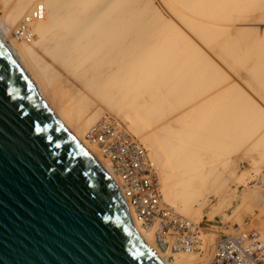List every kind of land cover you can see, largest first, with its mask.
<instances>
[{"label": "bare ground", "instance_id": "obj_1", "mask_svg": "<svg viewBox=\"0 0 264 264\" xmlns=\"http://www.w3.org/2000/svg\"><path fill=\"white\" fill-rule=\"evenodd\" d=\"M11 1L0 11V38L53 118L114 183L109 161L87 135L106 121L128 134L157 181L159 204L193 225L198 248L161 250L155 229L143 228L126 207L134 232L162 264H206L222 237L217 241V226L201 227L204 218L237 216L241 224L239 208L227 211L250 174L235 176V169L262 171L264 181V0H165L167 15L153 0ZM20 26H29L23 36L15 35ZM234 131L249 134L236 168L225 156L236 154ZM232 177L225 198L219 189ZM212 194L220 204H208ZM254 226L264 241V219Z\"/></svg>", "mask_w": 264, "mask_h": 264}, {"label": "water", "instance_id": "obj_2", "mask_svg": "<svg viewBox=\"0 0 264 264\" xmlns=\"http://www.w3.org/2000/svg\"><path fill=\"white\" fill-rule=\"evenodd\" d=\"M0 264H162L1 38Z\"/></svg>", "mask_w": 264, "mask_h": 264}, {"label": "built area", "instance_id": "obj_3", "mask_svg": "<svg viewBox=\"0 0 264 264\" xmlns=\"http://www.w3.org/2000/svg\"><path fill=\"white\" fill-rule=\"evenodd\" d=\"M27 25V23H25ZM29 26H20L15 35L23 36ZM87 139L96 145L110 163L118 192L141 226L155 229V240L163 251L193 252L197 250L196 231L192 224L168 212L156 197L158 184L150 176L146 163L138 157V144L111 121L90 130ZM257 233L241 232L223 236L209 264H264V241Z\"/></svg>", "mask_w": 264, "mask_h": 264}, {"label": "rangeland", "instance_id": "obj_4", "mask_svg": "<svg viewBox=\"0 0 264 264\" xmlns=\"http://www.w3.org/2000/svg\"><path fill=\"white\" fill-rule=\"evenodd\" d=\"M4 1L5 0H0V11L2 10V8L4 7ZM9 1V0H8ZM15 0H12L10 2V4L12 5L14 3ZM153 4L158 8L160 9L161 11L164 12L165 15H167V9H166V6H165V0H153ZM258 11H261L259 9V5L257 6V9ZM42 57L48 61L50 60L49 59V56H47L44 52H42ZM55 66L61 71H63L65 77H67V75L65 73H67V71L63 68V67H60L57 63H55ZM71 83V82H70ZM57 106L58 107H61V105H63V100L62 101H58L56 102ZM102 109V108H101ZM103 113L105 114L106 112H108V110L103 107ZM96 111L95 108H91L89 109V111H87L85 113V115L83 116V120L89 116V115H92L94 112ZM145 112L148 113V111L145 109ZM110 116H112V118L115 119L114 115L111 114V113H108ZM150 115H153L152 113H150ZM149 127L153 128L155 126H157V120H156V117L155 115L151 116L150 120H149ZM235 132L233 133V136L231 138V142L234 143V145L236 146L235 148H233L234 152H236V154H229L226 150H224L225 152H227L225 154L226 156V159L229 160V165L232 166V168H236L238 165V161H237V154H241L244 150L243 148V143L244 141L246 140L247 138V135H249L248 133H241V132H236V135H235ZM245 147V146H244ZM241 152V153H240ZM219 165V164H218ZM220 167V165H219ZM253 168L252 167H246L244 166L243 164H240L238 166L237 169H235V176H239L241 173H247L249 172V184L247 185H239V186H236L237 187V200L235 202H233L231 204V206L229 207L227 213L230 214V215H234V210L237 208L238 209V219L240 220L241 224H239V222L237 223L236 222V217L235 216L234 218L232 217L230 220H226L224 219V217L221 215V216H218L215 218L214 222L210 223V222H207V217L204 218L203 222L201 223V227H206V228H209L211 227V225L213 226H217V229L219 231H217L219 237L217 238V241L223 237V236H227L229 235H233V234H238V233H241V232H251V231H256L257 227L254 226V223L256 220L258 219H264V181H263V172L262 171H257V173L254 172V169H253V172H251ZM215 170H218V169H215ZM249 170V171H248ZM251 172V173H250ZM253 174V175H252ZM250 176H251V179H250ZM254 178V179H252ZM236 177H232L231 179H224L223 182H224V185L219 189V192L221 193V195H223L225 198L228 197V195L231 193V189H234V186H235V183H236ZM222 181V180H221ZM221 181H215L213 182L214 184L212 185V187H214L215 185H217L219 182L221 183ZM255 190H257V198L255 199V201H252L251 203L247 200V195L252 191L253 188ZM256 187H259V188H256ZM253 189V190H254ZM261 189V190H260ZM260 190V191H259ZM217 196V195H216ZM215 195H210L208 197V204L210 206H216L218 204H220V199L221 197H216ZM222 197V198H224ZM262 209V211H261ZM262 212V213H261ZM236 214V213H235ZM232 215V216H233ZM193 220H197V219H193ZM233 227V231H229L230 229H232ZM238 230H235L237 229ZM258 232H259V229H257ZM262 234V233H260ZM202 255V252L200 253ZM214 254V253H213ZM213 257V256H212ZM212 259V258H211ZM210 259V260H211ZM169 260L171 261V258H169ZM209 260V261H210ZM205 262L206 264H208V262Z\"/></svg>", "mask_w": 264, "mask_h": 264}]
</instances>
